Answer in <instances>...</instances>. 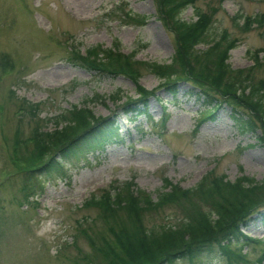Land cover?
I'll use <instances>...</instances> for the list:
<instances>
[{"label": "rangeland", "instance_id": "374dc122", "mask_svg": "<svg viewBox=\"0 0 264 264\" xmlns=\"http://www.w3.org/2000/svg\"><path fill=\"white\" fill-rule=\"evenodd\" d=\"M198 9L213 14L208 36L197 48H206L225 31L236 40L230 66L254 68L248 80H264V67L253 64V53L264 48V25L244 27L246 17L264 13V0H198L179 16L193 22ZM127 11L145 15V23H127ZM95 45H115L145 62L169 64L175 56L174 30L159 18L155 0H0V264H104L88 236L102 233L110 238L106 221L99 209L82 204L115 181L133 182V191L137 187L155 199L164 178L184 188L194 187L210 170L229 180L241 175L256 182L264 179V143L235 125L228 105L219 108L214 119H204V102L190 95L189 82L179 81L173 98L158 86L162 80L141 66V86L154 89L159 97L149 98V115L130 122L118 112L122 142L83 159L61 158L66 177H49V183L44 175L35 191L32 185L23 189L24 172L34 166L33 144L25 140L35 125L51 129L47 120L54 121L73 106H87L96 117H104L125 95L137 97L135 82L127 75L95 74L70 60L74 47L84 51ZM174 69L179 72L181 66ZM116 93L122 101L110 98ZM27 101L38 104L37 115L20 114ZM182 216L172 206L145 213L143 219L146 225H160L176 223ZM243 231L256 241L240 244L244 258L233 264H258L264 213ZM193 264L228 260L198 258Z\"/></svg>", "mask_w": 264, "mask_h": 264}, {"label": "trees", "instance_id": "16d2710c", "mask_svg": "<svg viewBox=\"0 0 264 264\" xmlns=\"http://www.w3.org/2000/svg\"><path fill=\"white\" fill-rule=\"evenodd\" d=\"M197 1L155 0L159 18L167 27H172L175 34V56L169 64L141 61L134 53H124L115 45L110 48L95 45L84 52L74 47L70 60L95 74L127 75L135 82L137 97L125 95L122 101L119 93L113 94L110 98L114 102H122L104 117H96L87 106H73L54 121L47 120L53 124L51 129H44L47 126L39 123L35 125L25 140L33 144L30 159L34 166L24 172L23 189L32 185L35 191L41 187L40 177L44 175L49 183V177L54 179L58 174L66 177L61 158L83 159L103 151L108 145L122 142L120 113L130 122L149 115V98L159 100V97L154 89L146 90L141 86V66L159 77L162 81L158 86L173 98L178 94L177 83L189 82L190 95L204 102V119H214L215 112L228 105L235 125L242 132L254 135L257 142L264 143V80L254 83L248 80L254 68L233 69L227 63L236 40L228 38L225 31L206 48H197L208 36L213 13L198 9L193 22L179 16L181 10ZM123 17L134 25H142L147 19L145 15L129 11ZM237 18L240 15L234 17ZM251 23L264 25V13L246 17L245 29H249ZM253 57L254 65L264 67V48L256 50ZM176 64L181 66L179 72L174 69ZM26 106L19 111L36 114L38 104L27 101ZM134 186L133 182L112 184L108 189L91 194L82 204L99 209L106 221L110 238L102 233L88 236L91 247L101 254L104 264H176L179 261L193 264L198 258L215 257H223L228 264H233L244 258L240 244L256 241L243 230L264 213V179L256 182L252 177L241 175L229 180L226 174L209 171L194 187L184 188L164 178L163 188L155 199L137 187L134 192ZM172 206L179 208L183 215L176 223L145 224V213L150 215ZM262 257L256 263L260 264Z\"/></svg>", "mask_w": 264, "mask_h": 264}]
</instances>
